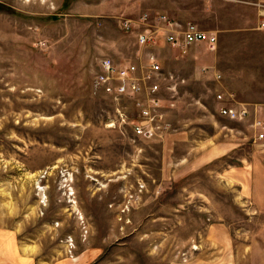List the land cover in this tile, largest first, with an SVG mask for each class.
I'll return each mask as SVG.
<instances>
[{"label":"rangeland","instance_id":"374dc122","mask_svg":"<svg viewBox=\"0 0 264 264\" xmlns=\"http://www.w3.org/2000/svg\"><path fill=\"white\" fill-rule=\"evenodd\" d=\"M193 1L213 49L167 44L163 0H0V264H264V29L250 5ZM149 52L170 128L144 140L92 79ZM221 91L254 118L220 116Z\"/></svg>","mask_w":264,"mask_h":264},{"label":"built area","instance_id":"2783aa9c","mask_svg":"<svg viewBox=\"0 0 264 264\" xmlns=\"http://www.w3.org/2000/svg\"><path fill=\"white\" fill-rule=\"evenodd\" d=\"M258 7L257 26L264 29V0L256 2ZM155 20L152 23L164 25L166 31L165 42L172 47L185 52V49L195 43H205L213 49L217 43L216 34L200 29L195 23L186 22L181 24L171 19L164 13H154ZM148 13L141 15V21L136 22V26L142 29L136 31L137 43L147 45L154 42L153 25L149 24ZM124 30H129L131 24L128 20L121 23ZM147 64H141L140 70L136 63H117L110 56H105L100 60L99 70L92 79V90L95 93H102L109 98L119 102L122 99H129L133 102L132 108L120 106L116 109L118 114L128 121V125L134 137L152 140L162 136L170 128V123L165 119L163 112V98L160 94L161 86L155 81L156 77L166 79L161 65L155 54H146ZM171 76V75H170ZM218 77V75H216ZM232 93L218 92L215 98L219 101L217 112L220 116L230 120H242L250 115H256V108L247 103H238L232 100ZM264 115V103H263ZM124 118V119H123ZM117 119V118H116ZM253 126L256 129V138L264 140V117L254 119Z\"/></svg>","mask_w":264,"mask_h":264},{"label":"crops","instance_id":"0c3cea01","mask_svg":"<svg viewBox=\"0 0 264 264\" xmlns=\"http://www.w3.org/2000/svg\"><path fill=\"white\" fill-rule=\"evenodd\" d=\"M193 0H163L162 5V12L169 16L171 19H174L175 21L185 24L186 22H192V17L188 14V10L192 8V4L195 5V2ZM261 0H200V3L198 7L200 8V11L203 12V14H207L209 16H215L218 15V8L219 4H226V6L230 5H236V6H252L255 10V20L257 18V5L256 2H259ZM196 6V5H195ZM193 23L197 24L198 27L204 31L213 32L215 33V30L208 29L204 27L205 22L203 20H197L196 22L193 21ZM203 27V28H202ZM255 29V28H252Z\"/></svg>","mask_w":264,"mask_h":264}]
</instances>
